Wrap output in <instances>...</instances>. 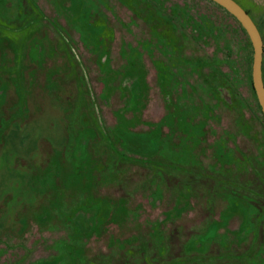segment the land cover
<instances>
[{
  "label": "rangeland",
  "instance_id": "1",
  "mask_svg": "<svg viewBox=\"0 0 264 264\" xmlns=\"http://www.w3.org/2000/svg\"><path fill=\"white\" fill-rule=\"evenodd\" d=\"M140 1L0 0V264H264L247 32Z\"/></svg>",
  "mask_w": 264,
  "mask_h": 264
},
{
  "label": "water",
  "instance_id": "2",
  "mask_svg": "<svg viewBox=\"0 0 264 264\" xmlns=\"http://www.w3.org/2000/svg\"><path fill=\"white\" fill-rule=\"evenodd\" d=\"M211 1L217 3L220 5V7L232 14V16L237 19L240 25L247 32L246 34L249 37L253 47L251 68L253 89L264 116V78L262 73L264 45L261 32L251 15L236 0Z\"/></svg>",
  "mask_w": 264,
  "mask_h": 264
},
{
  "label": "trees",
  "instance_id": "3",
  "mask_svg": "<svg viewBox=\"0 0 264 264\" xmlns=\"http://www.w3.org/2000/svg\"><path fill=\"white\" fill-rule=\"evenodd\" d=\"M208 1H210V2H212V3H215V2H213V1H211V0H208ZM237 1V0H236ZM139 2H141L140 0H139ZM238 2V1H237ZM217 6H219L220 7V5H218L217 3H215ZM243 7V6H242ZM142 8H144V11L143 12H150L151 11V14H152V16H151V18L154 20V21H156L155 19H156V17H155V14H157V10H156V8H155V6L154 5H152L151 4V2L149 1V0H147L146 2H144V6L142 7ZM222 10H224L227 14H229L231 17H233L232 16V14H230L228 11H226L224 8H222V7H220ZM250 15H251V13H250V11L248 10V9H246L245 7H243ZM140 10V9H139ZM148 10V11H147ZM178 15L183 19V20H185V21H187V17H186V14H187V11H186V9H185V7H183V8H180L179 9V11H178ZM251 17H252V15H251ZM234 18V17H233ZM253 18V17H252ZM149 19V18H148ZM236 21H237V19L236 18H234ZM254 20V19H253ZM255 21V20H254ZM237 23L240 25V23L237 21ZM256 23V22H255ZM208 25L209 26H206V28H207V32H208V35H215V33L216 34H218V33H220L221 32V28H220V26H216V25H213V24H209L208 23ZM256 25H257V27H258V29L260 30V32H261V29H260V27H259V25L256 23ZM198 26V25H197ZM241 26V25H240ZM200 27H201V25H199L198 26V28L200 29ZM242 27V26H241ZM202 28V27H201ZM242 29L245 31V29L242 27ZM246 32V31H245ZM261 34H262V32H261ZM251 58V57H250ZM264 78V77H263ZM253 86V85H252ZM218 87V86H217ZM253 88V87H252ZM220 88L218 87L217 88V91H218V93H220ZM230 98V97H229ZM264 118V117H263ZM264 122V121H263Z\"/></svg>",
  "mask_w": 264,
  "mask_h": 264
},
{
  "label": "flooded vegetation",
  "instance_id": "4",
  "mask_svg": "<svg viewBox=\"0 0 264 264\" xmlns=\"http://www.w3.org/2000/svg\"><path fill=\"white\" fill-rule=\"evenodd\" d=\"M133 82V80H131V83Z\"/></svg>",
  "mask_w": 264,
  "mask_h": 264
}]
</instances>
